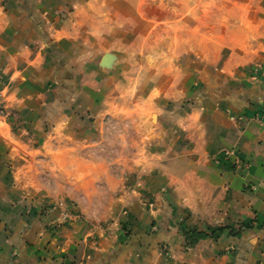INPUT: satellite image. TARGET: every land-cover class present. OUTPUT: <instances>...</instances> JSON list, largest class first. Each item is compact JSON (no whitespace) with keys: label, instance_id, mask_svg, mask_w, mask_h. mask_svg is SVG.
Masks as SVG:
<instances>
[{"label":"crops","instance_id":"1","mask_svg":"<svg viewBox=\"0 0 264 264\" xmlns=\"http://www.w3.org/2000/svg\"><path fill=\"white\" fill-rule=\"evenodd\" d=\"M71 4L0 0V264H264V0L171 7L169 40L164 0ZM91 183L108 212L58 206Z\"/></svg>","mask_w":264,"mask_h":264},{"label":"rangeland","instance_id":"2","mask_svg":"<svg viewBox=\"0 0 264 264\" xmlns=\"http://www.w3.org/2000/svg\"><path fill=\"white\" fill-rule=\"evenodd\" d=\"M74 0H59L60 2V9L56 11V16L58 18H65L66 16H68L71 11H72V2ZM209 1V0H164L165 2V12H166V22L161 23L157 26H155L152 29L151 32V36L154 34H159L164 40H169L170 39V35L173 32V28L172 26L168 25L167 20H169L168 18L170 17V13H168V11L171 10V7L173 8H178V6H180L179 10V14L180 16L183 18L182 21H184L185 19L187 20L188 18H193V21L195 22V20L197 19V21L199 19H201L202 17L205 16V14L207 13V16L209 14L214 15L213 13L215 12L214 6L212 7V10L209 11L207 10V12L205 11V2ZM222 0H216L217 3L221 2ZM24 5H28L31 3V0H23ZM212 6V5H211ZM210 6V7H211ZM168 13V15H167ZM189 27H193L189 26V25H182L180 27L181 32H184V30H187ZM201 27L199 25H197V29L199 30ZM183 34V33H182ZM150 36V37H151ZM164 44V43H163ZM109 52V51H108ZM226 52H224L225 54ZM188 55V54H187ZM188 61H194V58L192 56H187L186 58H182V63H187ZM116 64V62L114 63V65ZM113 65V66H114ZM197 79L200 81V85H206L205 82H213V81H219V83H228L229 80H227L225 75H222L221 73H219L217 70H215L214 66H210V65H206L204 64V61L202 62H197L196 65V72H195ZM185 106L182 107H187L190 103H191V99L190 98H186L183 101ZM0 110H3L2 106L0 108ZM2 112V111H0ZM152 120L154 121L155 115H152ZM102 158H106L108 159L110 157V155H101ZM87 171V176L89 178V181L92 182V180L94 179L93 177L98 178L97 174L100 171H92V170H86ZM95 172V173H94ZM110 172H115V171H109V170H102L101 173L102 175H106L105 177L108 176V174H110ZM117 172V171H116ZM103 177V179L105 178ZM95 181H100L99 178ZM69 191L70 194L73 196V200L69 201V202H65V201H57V202H61L62 203V207L63 210L66 211H70L71 209L74 210V208L71 207H75L76 205L83 210L84 215H87V213H89L90 215L96 214L97 216H101L104 213L109 211V207L111 204H113V202H111V193L112 190L108 187V186H96V185H92V183L90 185H85V192H81L79 189H77V187L75 185H70L69 186ZM114 191V190H113ZM88 220H92V221H96V222H104L106 221V218L103 217H99V218H92V217H88Z\"/></svg>","mask_w":264,"mask_h":264},{"label":"water","instance_id":"3","mask_svg":"<svg viewBox=\"0 0 264 264\" xmlns=\"http://www.w3.org/2000/svg\"><path fill=\"white\" fill-rule=\"evenodd\" d=\"M115 61H116V55L114 53L105 52L100 59V66L109 69L113 67Z\"/></svg>","mask_w":264,"mask_h":264},{"label":"built area","instance_id":"4","mask_svg":"<svg viewBox=\"0 0 264 264\" xmlns=\"http://www.w3.org/2000/svg\"><path fill=\"white\" fill-rule=\"evenodd\" d=\"M0 99H1V91H0ZM254 118L256 120H258V119L264 120V111H262L261 113L256 114ZM57 204H58V206H62L61 202H58ZM63 213H65V211Z\"/></svg>","mask_w":264,"mask_h":264}]
</instances>
